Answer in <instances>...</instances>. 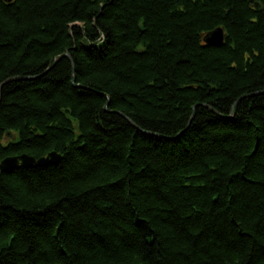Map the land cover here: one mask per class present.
<instances>
[{
    "label": "trees",
    "instance_id": "16d2710c",
    "mask_svg": "<svg viewBox=\"0 0 264 264\" xmlns=\"http://www.w3.org/2000/svg\"><path fill=\"white\" fill-rule=\"evenodd\" d=\"M51 152L0 264H264V0H0V163Z\"/></svg>",
    "mask_w": 264,
    "mask_h": 264
},
{
    "label": "water",
    "instance_id": "95a60500",
    "mask_svg": "<svg viewBox=\"0 0 264 264\" xmlns=\"http://www.w3.org/2000/svg\"><path fill=\"white\" fill-rule=\"evenodd\" d=\"M8 2L12 0H6ZM225 40V33L222 28H218L212 32H210L205 37V42L212 46H221ZM64 57H70L68 53L60 56L56 59V61L61 60ZM132 124H134L131 120H129ZM62 156L57 152H51L47 156H43L37 159L34 156H30L27 154L18 155V156H10L5 158L0 163V172L1 173H9L13 170L18 169L19 167L25 168H34V167H45L50 165H57L61 161Z\"/></svg>",
    "mask_w": 264,
    "mask_h": 264
}]
</instances>
